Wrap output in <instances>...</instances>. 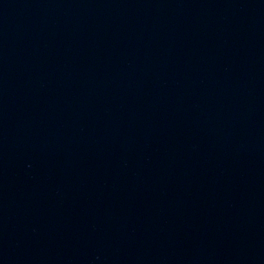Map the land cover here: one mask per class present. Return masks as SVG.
<instances>
[{"label": "water", "instance_id": "obj_1", "mask_svg": "<svg viewBox=\"0 0 264 264\" xmlns=\"http://www.w3.org/2000/svg\"><path fill=\"white\" fill-rule=\"evenodd\" d=\"M0 264H264V0H0Z\"/></svg>", "mask_w": 264, "mask_h": 264}]
</instances>
